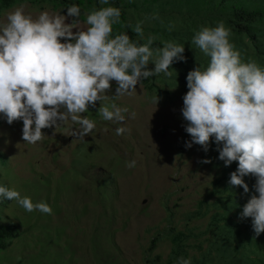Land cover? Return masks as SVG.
<instances>
[{"label": "rangeland", "instance_id": "374dc122", "mask_svg": "<svg viewBox=\"0 0 264 264\" xmlns=\"http://www.w3.org/2000/svg\"><path fill=\"white\" fill-rule=\"evenodd\" d=\"M20 5L2 11L0 22ZM23 5L33 18L43 11L58 14ZM65 22L72 23L70 17ZM76 26L88 27L83 22ZM115 88L113 81L107 95L114 96ZM170 92V101L159 97L156 105L151 102L154 95L138 84L135 94L116 99L118 106L136 113L135 119L126 113L124 124L104 121L97 114V102L96 108L82 114L96 122L83 140L70 135L79 125L69 120L42 129L44 139L28 144L22 139V121L8 125L0 119V184L52 208L49 215L27 212L15 200L0 202V225L18 233L0 250V264H142L149 239L167 225L165 204L172 225L182 230L184 216L195 211L197 202L204 198L206 205L214 202L216 196L207 194L224 162H201L211 160L216 149L185 147L191 137L181 112L183 97L174 89ZM117 127L131 131L118 136ZM132 160L136 166L130 169L126 162ZM104 187L107 192L102 195L99 188ZM215 211L210 208L205 217L189 222L192 234L204 231ZM227 217L238 228H214L189 238L188 259L204 256L203 264H263L264 233L256 236L233 211ZM106 252L109 257L101 261ZM168 253L169 243L161 240L151 256L164 261Z\"/></svg>", "mask_w": 264, "mask_h": 264}, {"label": "clouds", "instance_id": "9594fccd", "mask_svg": "<svg viewBox=\"0 0 264 264\" xmlns=\"http://www.w3.org/2000/svg\"><path fill=\"white\" fill-rule=\"evenodd\" d=\"M99 3L109 5V0ZM80 15L81 8L73 4L67 16L43 11L33 18L21 4L0 22V119L8 125L22 121V139L28 144L44 139L42 129L57 128L69 120L79 125L70 135L83 140L96 122L82 114L96 108L97 102V114L104 121L124 124L126 113L135 119V111L118 106L115 100L135 94L144 79L160 74L171 77L174 61L186 62L184 45L164 41L162 47L154 48L157 38L152 35L145 43L132 40L125 32L113 37V25L121 23L119 7H94L85 13L86 30L76 26ZM68 17L72 23L65 22ZM150 19H159L158 13ZM143 23L138 21L133 28L140 40L144 39ZM230 35L231 30L220 21L215 27H201L191 41L210 62L205 70L196 67L186 77L188 91L181 112L191 140L185 147L197 144L207 152L214 138L221 145L218 158L225 166L238 162L230 173L231 187H241L247 194L244 177L256 178L253 187L258 195H251L239 219L251 218L259 236L264 233V68L252 59L244 62ZM150 63L154 69L148 68ZM113 81L115 95L109 96ZM159 99L154 95L151 102L157 105ZM130 131L115 129L118 136ZM135 166V160L126 162L130 169ZM0 198L3 204L15 200L27 212L52 214L46 202L33 203L4 184H0ZM177 264L192 262L180 257Z\"/></svg>", "mask_w": 264, "mask_h": 264}, {"label": "trees", "instance_id": "16d2710c", "mask_svg": "<svg viewBox=\"0 0 264 264\" xmlns=\"http://www.w3.org/2000/svg\"><path fill=\"white\" fill-rule=\"evenodd\" d=\"M28 3L37 9L49 8L57 10L60 14H67V8L73 4L81 8L79 22L86 23L85 13L94 7L99 9L104 6H115L121 9V23L113 25V37L120 32L127 33L132 40H139L145 43L149 35L155 36L153 47H162L164 41H172L184 45L186 57L185 61H174L170 66L173 75L166 77L160 74L157 77H149L141 81L140 86L147 92L158 95L161 99L169 100L173 97L170 89H174L182 97L188 91L186 77L189 71L196 67L205 70L210 62V57L203 54L194 44L191 43L195 33L204 26L215 27L218 22L223 21L225 26L231 30L230 42L235 49L239 50L242 60H255L261 68H264V0H109V5H101L99 0H0V13L14 5ZM154 13H158L159 19H150ZM73 22V18H71ZM143 20L144 39L140 40L133 31L138 21ZM88 26V25H87ZM154 63L148 65L149 69H154ZM221 145H217L214 138L210 140L209 149L217 150ZM203 149V148H202ZM218 150L212 155L211 161L218 165L220 161ZM238 167V162H233L230 166L223 164L217 178L212 182V190L207 194V198L216 196L213 203L206 205L205 199L196 203L193 213L184 216L185 223L181 225L182 230H177L170 221L171 213L166 206H163L166 215L167 225L156 232L148 241L147 248L141 258L142 264H177L180 257L188 259L187 241L189 238L202 236L211 232L214 228H238L237 224L231 223L227 217L233 211V215L239 218L243 206L247 203L251 195L255 192L254 176L244 177L249 185V192L244 194L243 188L231 187L229 184L230 173ZM99 191L104 195L107 191L105 187ZM104 197V196H103ZM216 211L208 218L206 229L197 235L192 234L188 229V223L192 220L202 219L209 209ZM244 226L250 225L251 218L243 220ZM18 237V233L11 226L0 225V250L4 249L11 240ZM169 243V253L164 261H160L158 255L151 256L159 241ZM264 242V239H263ZM199 248V246H197ZM103 253V252H102ZM208 255V254H207ZM109 257L108 252L101 257V261ZM203 257L193 260L192 264H203ZM199 261V263H197ZM104 263V262H103ZM106 264H112L106 262ZM264 264V251H263Z\"/></svg>", "mask_w": 264, "mask_h": 264}]
</instances>
